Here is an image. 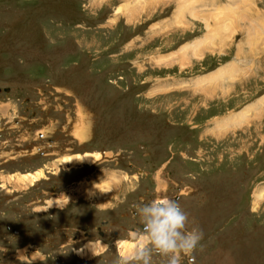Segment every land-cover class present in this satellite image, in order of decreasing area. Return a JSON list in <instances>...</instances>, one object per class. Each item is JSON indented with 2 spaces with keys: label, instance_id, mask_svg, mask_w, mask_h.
Instances as JSON below:
<instances>
[{
  "label": "rangeland",
  "instance_id": "1",
  "mask_svg": "<svg viewBox=\"0 0 264 264\" xmlns=\"http://www.w3.org/2000/svg\"><path fill=\"white\" fill-rule=\"evenodd\" d=\"M163 198L264 264V0H0V264H116Z\"/></svg>",
  "mask_w": 264,
  "mask_h": 264
},
{
  "label": "clouds",
  "instance_id": "2",
  "mask_svg": "<svg viewBox=\"0 0 264 264\" xmlns=\"http://www.w3.org/2000/svg\"><path fill=\"white\" fill-rule=\"evenodd\" d=\"M134 207L142 221L143 235L135 246L120 253L116 264H155L154 256H159L162 264H182L183 257L189 264H196V253L204 248V233L191 227L189 214L178 201L141 200ZM85 248L98 255L94 242L78 250V254H83Z\"/></svg>",
  "mask_w": 264,
  "mask_h": 264
},
{
  "label": "bare ground",
  "instance_id": "3",
  "mask_svg": "<svg viewBox=\"0 0 264 264\" xmlns=\"http://www.w3.org/2000/svg\"><path fill=\"white\" fill-rule=\"evenodd\" d=\"M130 5V4H129ZM118 10V9H117ZM133 13V12H132ZM131 13V14H132ZM205 39V38H204ZM209 39V38H208ZM211 39V38H210ZM210 39H209V41H210ZM207 43V42H206ZM222 68H224V67H221V69ZM216 73V72H215ZM223 74V73H222ZM216 75V74H215ZM221 75V74H220ZM218 77V76H217ZM219 78V77H218ZM248 109H245V111H247ZM244 111H242V113H240L241 114V116L245 113H243ZM85 153V152H84ZM74 159V160H73ZM75 159H77V160H75ZM98 159H100L99 158V155L97 154V153H86V154H75V155H73V156H67V158L65 159V161L64 162H67V163H69L70 165H79V164H82V163H86V164H89V165H91L92 163H95L96 161H98ZM34 173V172H33ZM43 173V172H42ZM41 171L38 173V176L40 175L41 176ZM27 176V175H26ZM30 177V176H29ZM32 177V176H31ZM24 178V177H23ZM37 178V177H36ZM21 180V179H20ZM33 180H34V178H33ZM33 180H31V181H33ZM34 183V182H33ZM262 193V192H261ZM261 193H257L256 194V197L257 198H260L261 197ZM263 194V193H262ZM55 204H57V203H55ZM95 246H97V249H98V245H97V243L95 244ZM126 246H128V245H126ZM85 250H87V248H85L84 249V252H83V254H81V255H84V254H89V255H91L92 254V252L90 251H85Z\"/></svg>",
  "mask_w": 264,
  "mask_h": 264
},
{
  "label": "flooded vegetation",
  "instance_id": "4",
  "mask_svg": "<svg viewBox=\"0 0 264 264\" xmlns=\"http://www.w3.org/2000/svg\"><path fill=\"white\" fill-rule=\"evenodd\" d=\"M66 168H68V167H66ZM69 168H72V166H70ZM54 201H58L59 203H61V205H58V206H60V207H58L56 204L55 205H52L53 207L52 208H54V209H59L60 211H64V210H66L65 209V206H66V204L65 205H63L65 202H67V200H62V199H53L51 202H53V204H54ZM46 207V209L45 210H49L50 208H49V206H45ZM142 224V222L139 224V227L141 228V225ZM98 228V229H97ZM97 228H95L96 229V231L98 232V234L96 235V237L98 238V240L97 241H94V240H92V241H90V242H94L95 244L97 243V245H98V250H97V253H98V255H100L101 253H102V251H103V249L101 250V248H102V246L100 245V243L101 242H99V241H101V239H104V237L106 236V233H105V231L101 228V227H97ZM79 230H81V236L82 237H92V234H90L91 232L89 231V230H87V231H85V230H83L82 228L81 229H79ZM15 231V230H14ZM89 242V243H90ZM135 244V243H134ZM84 248V247H83ZM78 249V248H77ZM75 253H78V251L76 250V252ZM121 253V252H120ZM79 255V258H83L84 256H87V254H84V255H81V254H78ZM97 255V256H98ZM91 256H95V255H91ZM74 263H76L75 261H74Z\"/></svg>",
  "mask_w": 264,
  "mask_h": 264
}]
</instances>
